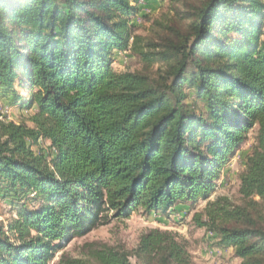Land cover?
Instances as JSON below:
<instances>
[{
    "label": "trees",
    "instance_id": "16d2710c",
    "mask_svg": "<svg viewBox=\"0 0 264 264\" xmlns=\"http://www.w3.org/2000/svg\"><path fill=\"white\" fill-rule=\"evenodd\" d=\"M139 1L0 0V96L34 110L32 126L0 120V197L16 214L0 221V264H195L184 238L158 228L131 252L88 244L53 261L111 220L206 200L249 131L244 203L217 197L193 218L241 264H264V0H202L147 52ZM126 51L164 65L158 79L116 72Z\"/></svg>",
    "mask_w": 264,
    "mask_h": 264
},
{
    "label": "rangeland",
    "instance_id": "374dc122",
    "mask_svg": "<svg viewBox=\"0 0 264 264\" xmlns=\"http://www.w3.org/2000/svg\"><path fill=\"white\" fill-rule=\"evenodd\" d=\"M201 1L154 0L146 3L140 0L138 3L140 10L134 18L136 26L134 35L140 38L138 45L143 52H147L148 48L145 46L148 43L162 44L166 39H176L170 29L185 31L192 22L190 13L194 7L201 4ZM112 67L116 72L135 71L156 80L164 65L160 63L148 65L138 53L126 51L115 53ZM198 108L200 109V107ZM33 112V109L26 111L18 106H12L8 99L0 96V120L15 123L25 122L26 125L32 126L29 118ZM254 137L255 132L249 131L239 152L223 169L215 191L206 200H198L189 211L185 205H182L178 210L168 211L164 215H161L162 213L145 214L139 211L123 222L111 220L108 224L92 230L87 235L72 240L63 251L57 253L53 262H57L62 252L72 257L82 256L87 250L88 244L96 246L98 243H106L131 252L136 247L141 233L148 229L158 228L176 232L184 238L188 242L189 252L195 264H241V260L234 255L232 249L217 246V240L213 237L212 232L208 231L206 227L199 226L193 215L203 212L207 202H211L217 197H226L235 206L244 203L238 192V176L244 168L246 156L251 152ZM49 148L48 143L40 141L39 145L33 149L35 151L41 149L44 153H50ZM0 199V221L6 223L9 219L15 218L16 214H13V209L7 199L1 197ZM254 212L261 217L264 225V205L257 206ZM209 233L211 235H208ZM219 249L220 255H209L210 251H219ZM129 260L131 263L137 264L132 256H129Z\"/></svg>",
    "mask_w": 264,
    "mask_h": 264
},
{
    "label": "built area",
    "instance_id": "2783aa9c",
    "mask_svg": "<svg viewBox=\"0 0 264 264\" xmlns=\"http://www.w3.org/2000/svg\"><path fill=\"white\" fill-rule=\"evenodd\" d=\"M0 202H1V199H0ZM208 235H211V233H209ZM218 250V249H217ZM210 251L209 252V255L210 256H217V255H220V249H219V251Z\"/></svg>",
    "mask_w": 264,
    "mask_h": 264
}]
</instances>
